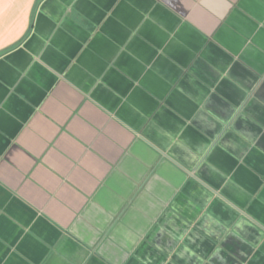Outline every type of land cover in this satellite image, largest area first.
I'll use <instances>...</instances> for the list:
<instances>
[{
  "label": "crops",
  "instance_id": "0c3cea01",
  "mask_svg": "<svg viewBox=\"0 0 264 264\" xmlns=\"http://www.w3.org/2000/svg\"><path fill=\"white\" fill-rule=\"evenodd\" d=\"M0 264H264V0H0Z\"/></svg>",
  "mask_w": 264,
  "mask_h": 264
}]
</instances>
